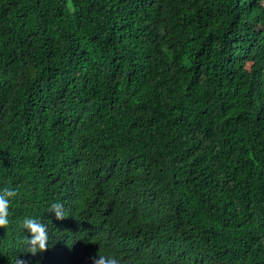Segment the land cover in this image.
Wrapping results in <instances>:
<instances>
[{
    "label": "trees",
    "instance_id": "16d2710c",
    "mask_svg": "<svg viewBox=\"0 0 264 264\" xmlns=\"http://www.w3.org/2000/svg\"><path fill=\"white\" fill-rule=\"evenodd\" d=\"M5 187L0 264H264L263 0H0Z\"/></svg>",
    "mask_w": 264,
    "mask_h": 264
},
{
    "label": "clouds",
    "instance_id": "9594fccd",
    "mask_svg": "<svg viewBox=\"0 0 264 264\" xmlns=\"http://www.w3.org/2000/svg\"><path fill=\"white\" fill-rule=\"evenodd\" d=\"M17 195L18 192L15 188H0V228H5L6 226L12 224L10 205ZM64 211V205L60 202H54L50 205L49 212L54 213L57 219H65ZM20 223L22 225L23 231L27 230V232L30 234L27 237L23 236L28 251L32 252L33 254H41L46 252L48 249L49 226L43 222L42 218L33 215H27L22 218ZM80 256L83 260L88 259L86 255L81 254H77L76 257L80 258ZM94 259L95 258L92 257L89 260V264H121V261L115 254L100 255L98 258L95 260ZM71 261L72 257L64 264H71ZM49 263L50 258L48 259V264ZM19 264H22V261H20ZM50 264H56V261L54 260Z\"/></svg>",
    "mask_w": 264,
    "mask_h": 264
},
{
    "label": "bare ground",
    "instance_id": "6f19581e",
    "mask_svg": "<svg viewBox=\"0 0 264 264\" xmlns=\"http://www.w3.org/2000/svg\"><path fill=\"white\" fill-rule=\"evenodd\" d=\"M141 59H142V58H141ZM140 73H141V72H140ZM7 257H8V256H7ZM17 258H18V257H17ZM17 258H16V259H17ZM19 258H20V257H19ZM14 259H15V258H14ZM10 261H11V260H10Z\"/></svg>",
    "mask_w": 264,
    "mask_h": 264
}]
</instances>
